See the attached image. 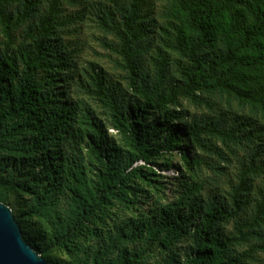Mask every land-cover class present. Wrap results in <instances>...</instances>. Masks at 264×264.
Wrapping results in <instances>:
<instances>
[{
  "label": "trees",
  "instance_id": "16d2710c",
  "mask_svg": "<svg viewBox=\"0 0 264 264\" xmlns=\"http://www.w3.org/2000/svg\"><path fill=\"white\" fill-rule=\"evenodd\" d=\"M0 201L48 264H264V0H0Z\"/></svg>",
  "mask_w": 264,
  "mask_h": 264
},
{
  "label": "water",
  "instance_id": "95a60500",
  "mask_svg": "<svg viewBox=\"0 0 264 264\" xmlns=\"http://www.w3.org/2000/svg\"><path fill=\"white\" fill-rule=\"evenodd\" d=\"M0 264H48L23 236L11 208L0 201Z\"/></svg>",
  "mask_w": 264,
  "mask_h": 264
},
{
  "label": "rangeland",
  "instance_id": "374dc122",
  "mask_svg": "<svg viewBox=\"0 0 264 264\" xmlns=\"http://www.w3.org/2000/svg\"><path fill=\"white\" fill-rule=\"evenodd\" d=\"M71 40L77 41L80 51L77 61L80 70L87 71L92 65L100 67L114 80H121L122 72L115 66L113 59L115 55L107 48L103 47L99 41V33L92 26H82L79 36L72 35ZM109 39V38H108ZM109 131H113L111 128ZM177 156L173 157V162ZM172 180H176L177 172L171 169L166 172Z\"/></svg>",
  "mask_w": 264,
  "mask_h": 264
}]
</instances>
